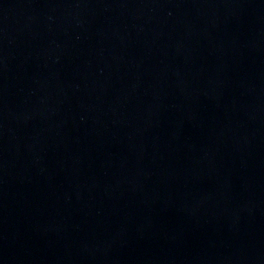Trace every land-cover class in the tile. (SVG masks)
Returning a JSON list of instances; mask_svg holds the SVG:
<instances>
[{
  "label": "water",
  "instance_id": "water-1",
  "mask_svg": "<svg viewBox=\"0 0 264 264\" xmlns=\"http://www.w3.org/2000/svg\"><path fill=\"white\" fill-rule=\"evenodd\" d=\"M0 264H264V0H0Z\"/></svg>",
  "mask_w": 264,
  "mask_h": 264
}]
</instances>
